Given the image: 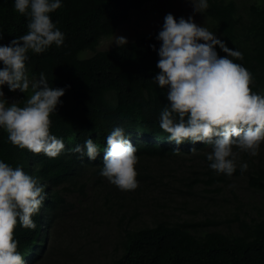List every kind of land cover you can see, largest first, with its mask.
<instances>
[{
	"label": "trees",
	"instance_id": "1",
	"mask_svg": "<svg viewBox=\"0 0 264 264\" xmlns=\"http://www.w3.org/2000/svg\"><path fill=\"white\" fill-rule=\"evenodd\" d=\"M148 1L61 0V7L49 16L64 33L63 45L53 43L41 54L27 53L28 77L38 80L43 72L51 87L65 89L50 114V133L62 139L65 148L56 158L33 154L14 146L0 127V161L21 167L46 194L32 217L36 228L25 229L18 222L14 231L24 261L33 252L32 264L50 259L53 264L61 259L62 264H71L69 259H76L71 240L60 245L70 238L67 223L61 221L65 219L70 220L69 230L85 240L91 239V228L96 226L112 225L110 229L117 231L113 251L100 264H264V211L248 219L238 211L227 213L222 203L232 176H247L249 186L264 196V163L251 160L246 171L236 164L232 176L217 175L205 152L211 145L190 141L176 145L159 126L160 113L169 106L167 88L161 89L152 79L159 72L161 42L156 36L162 27L127 44L99 48ZM208 4L206 14L215 20L219 39L243 54V59L229 58L251 72L252 91L264 96V0L249 4L246 16L236 0H208ZM27 25L28 18L15 11L14 0H0V45L27 34ZM216 51L226 55L219 46ZM0 90L6 107L12 102L23 107L32 94L31 87L27 93L10 91L7 84ZM117 126L137 148L139 186L134 191H121L100 175L106 137ZM87 138L98 145L95 160L71 151ZM177 147L179 151H174ZM193 147L195 152L190 151ZM195 157L200 163L174 171L176 159ZM154 158L172 168L154 174L146 163ZM175 196L181 200L176 202ZM77 199L87 207L82 203L77 207ZM148 208L154 212L151 223L145 220ZM225 222H236L237 230L219 229Z\"/></svg>",
	"mask_w": 264,
	"mask_h": 264
},
{
	"label": "clouds",
	"instance_id": "2",
	"mask_svg": "<svg viewBox=\"0 0 264 264\" xmlns=\"http://www.w3.org/2000/svg\"><path fill=\"white\" fill-rule=\"evenodd\" d=\"M191 3L194 12L203 13L209 7L208 0ZM60 7L61 0H14L15 11L28 18V32L0 45L4 65L0 86L7 84L10 91L22 93L31 87L32 92L23 107L15 102L6 107V101H0V127L14 146L49 158L58 157L65 148L63 140L50 133V114L61 103L65 89L51 87L43 72L38 80L30 81L25 62L29 50L41 54L53 43L63 45L64 33L49 16ZM156 39L161 42L159 72L152 79L161 89L167 88L169 104L160 113V128L176 145L185 141L211 145L209 167L217 175L232 176L238 157L233 148L254 157L264 142V96L252 91L251 72L229 58L243 59V54L227 47L192 16L177 20L172 13L166 14ZM127 43L125 37L118 36V46ZM217 46L226 55H218ZM151 47L156 50L155 45ZM0 96H4L2 90ZM106 145L100 175L121 191H134L139 186L137 148L119 126L106 137ZM71 151L89 160H95L100 152L91 138ZM247 168V163L240 166L241 172ZM45 195L44 187L21 167L0 161V264H32L34 252L24 261L14 231L18 222L25 229L36 228L32 217L39 213Z\"/></svg>",
	"mask_w": 264,
	"mask_h": 264
},
{
	"label": "rangeland",
	"instance_id": "3",
	"mask_svg": "<svg viewBox=\"0 0 264 264\" xmlns=\"http://www.w3.org/2000/svg\"><path fill=\"white\" fill-rule=\"evenodd\" d=\"M239 6V11L244 14V16L247 15V7L249 4H251L254 0H236ZM261 1V0H260ZM172 13L174 17L177 18V20L183 16L184 18H188L189 16H192L194 19V22L198 25H201L203 27H206L210 32L214 33L218 38L220 36V31L218 28H216L215 20L212 19L210 16L206 14V11L203 13L201 12H194L193 11V5L191 3V0H151L148 1L142 8L140 9H134L131 12V16L127 21H124L117 31L110 35L105 37L99 46V48H110L114 45H116V41L118 39V36H123L127 40H133L137 37L149 33L152 31L157 30L158 28L163 26L164 23V17L166 14ZM92 53L88 52L90 55ZM29 80H36L35 78H32L29 76ZM16 92H20L19 90H16ZM2 97L0 96V100ZM212 151V148L206 149L205 152L210 153ZM234 152L238 153V157L236 159V164H244L247 163V165H250L251 160L254 162L261 161L264 163V142H262L259 153L256 156H250L248 153L240 152L239 149L233 148ZM146 161V160H145ZM176 161L180 162L181 165H179L178 162L174 163L172 162L170 164H175L174 171L178 170L180 168V171L184 169L185 167L190 166L194 163H200L199 157H195V159L192 158H179L176 159ZM147 165L150 166V168L154 169L152 171L154 174H157L161 169L164 171V169L172 168V167H166L163 166L161 162H159L156 158L148 160ZM174 166V165H173ZM224 199L222 203H224V209L227 213L238 211L239 214L242 217H246L248 219H251L252 217H258L259 212L264 211V196L263 193H260L256 190H254L252 187L248 184V178L247 176H232L230 182L227 184V186L224 188L223 193ZM176 202L181 200L180 196H175ZM88 203L92 202V199H88ZM82 201L79 199L76 200V206L80 207ZM87 203V204H88ZM83 207H87L84 203ZM89 205V204H88ZM92 205V204H91ZM84 211V212H88ZM145 214V220H149L148 222L151 223V216H153L154 212L152 208L146 209ZM159 215H163L159 213ZM232 215V214H230ZM113 217V215H112ZM91 218V217H90ZM91 220V219H90ZM61 221H65L67 223L66 227V233L67 235H70V238H65L63 241L60 242V245H63V243H66L67 241L71 240V243L75 247V257L76 259H73V262L69 259V262L72 264H100L103 260L106 259V254L111 253L113 251V247L116 244L117 235L116 230L110 229L111 226H99L91 228L90 232H94L90 234L91 239H86L84 237H76L73 230H69V222L70 220L62 219ZM89 221V219H88ZM237 223L236 222H225L222 223L221 227L219 229H222L224 231H236L237 230ZM66 225V224H65ZM44 226H47L44 225ZM45 228V227H44ZM116 231V232H115ZM73 232V233H72ZM92 238H98L99 241L92 242ZM53 260H48L45 264H50ZM78 262V263H76ZM53 264V262L51 263ZM60 264H62V259L60 260Z\"/></svg>",
	"mask_w": 264,
	"mask_h": 264
}]
</instances>
